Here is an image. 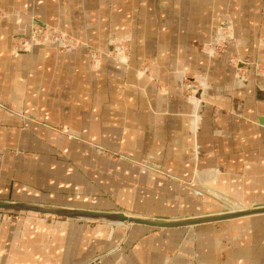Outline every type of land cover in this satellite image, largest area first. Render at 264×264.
Returning a JSON list of instances; mask_svg holds the SVG:
<instances>
[{
    "label": "crops",
    "instance_id": "0c3cea01",
    "mask_svg": "<svg viewBox=\"0 0 264 264\" xmlns=\"http://www.w3.org/2000/svg\"><path fill=\"white\" fill-rule=\"evenodd\" d=\"M32 23L81 44L17 49ZM226 195L264 203V0H0V200L185 218ZM49 216L0 209V264H264V214Z\"/></svg>",
    "mask_w": 264,
    "mask_h": 264
},
{
    "label": "water",
    "instance_id": "95a60500",
    "mask_svg": "<svg viewBox=\"0 0 264 264\" xmlns=\"http://www.w3.org/2000/svg\"><path fill=\"white\" fill-rule=\"evenodd\" d=\"M0 208L7 210H24V211L30 210L39 213H49L57 216L80 218V219H95V220H106V221H114V222L127 221L130 223L148 224L157 227L188 226L201 222L219 221V220L234 218L242 215L264 212V206L263 207L255 206L254 208L246 209L243 211L225 212L221 214L206 215L201 217L170 219V218L158 216L152 219L147 217L128 216L122 211L77 209V208L61 207L54 205H44L37 203L14 202V201H4V200H0Z\"/></svg>",
    "mask_w": 264,
    "mask_h": 264
},
{
    "label": "built area",
    "instance_id": "2783aa9c",
    "mask_svg": "<svg viewBox=\"0 0 264 264\" xmlns=\"http://www.w3.org/2000/svg\"><path fill=\"white\" fill-rule=\"evenodd\" d=\"M14 40L17 49H25L31 45L45 43H56L61 45L62 48H77V46L80 45V43L70 35L62 33L58 29H52L47 24L42 23H32L26 36L25 34L16 35ZM120 45L114 46V51L120 52L118 49ZM121 46H124L126 49L125 45ZM95 56H97V54L96 52H93L92 57L95 58ZM197 87V83H188V89H195Z\"/></svg>",
    "mask_w": 264,
    "mask_h": 264
},
{
    "label": "rangeland",
    "instance_id": "374dc122",
    "mask_svg": "<svg viewBox=\"0 0 264 264\" xmlns=\"http://www.w3.org/2000/svg\"><path fill=\"white\" fill-rule=\"evenodd\" d=\"M50 28H52V29H59V28H56V27H52V26H49ZM62 32V31H61ZM62 33H64V32H62ZM71 36V35H70ZM71 37H73V36H71ZM74 38V37H73ZM54 44V43H53ZM81 44V43H80ZM119 44H121V45H123L122 44V42H116V43H113V45L114 46H116V45H119ZM55 45H57V47L58 48H61V49H75V48H62L61 47V45H59V44H56L55 43ZM112 45V46H113ZM125 46H126V44H124ZM127 52V46H126V49H125V53ZM111 53H113L111 56H112V58L111 59H116V61H122V58H121V56L122 55H120L119 54V52H117V51H114V49L112 50V52ZM124 53V54H125ZM101 59H100V57H98V56H95V58H94V62H98L99 63V61H100ZM232 61V60H231ZM233 63V62H232ZM239 64V63H238ZM239 66V65H238ZM199 87V86H198ZM198 87L197 88H195V89H198ZM192 90H194V89H188V92H192ZM223 198V200L225 201V203H226V207H227V209H225L224 211H230V210H233V209H237V208H239V207H241L242 205H241V203L240 202H238V201H235V199H233L231 196H229V195H226L225 197H222ZM244 206V205H243ZM7 210V209H6ZM8 211H10L11 213H15V214H17V212L19 211L20 213H23V212H25L24 210H8ZM44 215V214H43ZM49 217H58L57 215H50ZM166 218V217H165ZM171 219V218H170ZM88 220H95V219H88ZM128 223V222H127ZM128 224H130V223H128ZM130 225H132V224H130Z\"/></svg>",
    "mask_w": 264,
    "mask_h": 264
},
{
    "label": "bare ground",
    "instance_id": "6f19581e",
    "mask_svg": "<svg viewBox=\"0 0 264 264\" xmlns=\"http://www.w3.org/2000/svg\"><path fill=\"white\" fill-rule=\"evenodd\" d=\"M31 27V26H30ZM59 31H61L60 29H58ZM66 34V33H65ZM123 44V43H122ZM120 45V44H119ZM124 45V44H123ZM113 49H114V45H113ZM112 49V50H113ZM119 49V54L120 55H125V47L124 46H121L118 48ZM121 56V57H122ZM147 70V69H146ZM145 70V71H146ZM198 83V86L200 87V84L199 82ZM187 89H188V85H187ZM198 89H194L192 92H189L188 94V97H190V99L192 101H196L197 99V94H198ZM242 205H243V202H240ZM259 205H262V206H259ZM255 206H258V207H263L264 206V203H259V204H255V205H252V206H247V207H243V208H239V209H236V210H230V211H221V212H217V213H212V214H206V215H214V214H221V213H225V212H235V211H243V210H246V209H251V208H254ZM1 209V208H0ZM30 211V210H29ZM30 212H35V213H39V212H36V211H30ZM40 214H46V215H54V214H49V213H40ZM126 214V213H125ZM258 214H264V212H259V213H253V214H247V215H242V216H238V217H234V218H239V217H245V216H250V215H258ZM128 215V214H126ZM206 215H197V216H191V217H201V216H206ZM128 216H133V215H128ZM134 217H139V216H134ZM185 218H190V217H185ZM234 218H229V219H234ZM80 219V218H79ZM153 219V218H152ZM183 219V218H181ZM223 220H228V219H223ZM223 220H219V221H223ZM114 222V221H112ZM115 222H119V221H115ZM124 222H127V221H124ZM124 222H121V223H124ZM211 222H218V221H211ZM211 222H201V223H197V224H192V225H188V226H193V225H198V224H203V223H211ZM130 223V222H128ZM130 224H137V223H130ZM141 224V223H140Z\"/></svg>",
    "mask_w": 264,
    "mask_h": 264
}]
</instances>
